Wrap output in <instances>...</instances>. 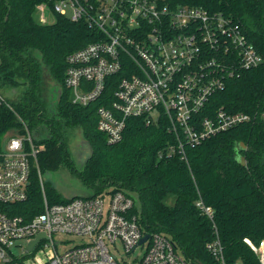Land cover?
Returning a JSON list of instances; mask_svg holds the SVG:
<instances>
[{
  "label": "built area",
  "instance_id": "built-area-1",
  "mask_svg": "<svg viewBox=\"0 0 264 264\" xmlns=\"http://www.w3.org/2000/svg\"><path fill=\"white\" fill-rule=\"evenodd\" d=\"M48 12L84 21L99 32L97 40L67 55L65 85L73 103L102 101L97 128L109 142L123 137L131 117L147 124L166 119L176 136L166 153L188 161V146L240 124L264 122V109L210 107L211 97L229 79L264 65L242 26L223 13L170 0H56L53 7L37 6L41 23H50ZM1 100L6 99L0 92ZM44 148L27 128L0 149V264H193L168 235L146 230L128 190L108 186L64 202H49L44 193L42 211L19 212L17 204L30 195L33 161ZM196 204L214 220L212 206L202 198ZM42 232L45 236L28 251ZM67 233L84 240L66 246L59 235ZM22 239L26 243L18 244ZM245 241L264 264V238ZM119 245L122 255L114 249ZM207 248L228 264L218 234Z\"/></svg>",
  "mask_w": 264,
  "mask_h": 264
},
{
  "label": "trees",
  "instance_id": "trees-1",
  "mask_svg": "<svg viewBox=\"0 0 264 264\" xmlns=\"http://www.w3.org/2000/svg\"><path fill=\"white\" fill-rule=\"evenodd\" d=\"M55 1L0 0V92L19 89L12 99L0 101V149L7 132L17 128L21 133L28 128L36 143L45 144L33 161L30 195L17 204L19 212L42 211L41 183L49 202L93 196L114 186L137 193L134 210L142 225L148 232L168 235L193 264H221L207 248L217 234L228 264H261L245 238L255 243L264 238V122L240 124L188 146V161L166 153L176 142L166 119L147 124L142 117H131L123 137L109 142L97 128L102 101L73 103L65 85L67 55L97 40L99 32L59 13L50 23L34 18L39 4L53 7ZM171 2L203 6L232 18L264 56V0ZM46 71L53 79L50 87ZM220 106L263 110L264 65L229 79L210 99V107ZM70 126L82 128L93 151L78 160V169L64 133ZM238 154L245 156V165ZM63 167L74 170L89 190L65 196L51 178ZM199 198L213 207L214 220L197 206Z\"/></svg>",
  "mask_w": 264,
  "mask_h": 264
},
{
  "label": "rangeland",
  "instance_id": "rangeland-1",
  "mask_svg": "<svg viewBox=\"0 0 264 264\" xmlns=\"http://www.w3.org/2000/svg\"><path fill=\"white\" fill-rule=\"evenodd\" d=\"M47 15H48L49 22H54L56 20V14L55 13L48 12ZM34 18L36 20H38V18H39L38 13L34 14ZM44 75H45V79L47 81V85H48V87H50V85L52 84V81H53V79L50 75V72L46 71ZM9 91L10 90L5 91L4 89H1V94L5 97V99L6 98L12 99L14 97L15 94L11 93ZM64 133L66 134L65 138L68 140V145H69L70 150L73 153V157L75 158V160H76V158L81 160L83 158V156H85V153H86L85 149L87 146L86 145L87 143L84 140L85 138L83 137L82 128L70 126L69 130L67 132H64ZM15 134H23V133L20 132L19 128L9 130L3 138L1 150L6 149L8 141ZM78 159H77V163H76L77 169L81 166V163H80V161H78ZM51 178H53V180L55 181L58 189L67 197H71L77 193H84V192H87L89 190L88 186L85 185L81 181L79 175L74 170H70L67 167H63L59 171L53 173ZM41 185L43 188V192L45 193L43 183H41ZM134 196L136 198L137 193H135ZM170 201L172 202V200H170ZM59 236H62L64 239H66L68 241L67 245L65 244L66 246H72V245L76 244L77 242H81L84 240V237H82V236H78V235H74V234H68V233L67 234H61ZM25 243H26L25 239H22L18 242V244H23V245ZM114 249L118 254H120V255L123 254L121 245L115 247ZM13 250H14V252H16L18 254L22 251V249L18 246L14 247Z\"/></svg>",
  "mask_w": 264,
  "mask_h": 264
},
{
  "label": "water",
  "instance_id": "water-1",
  "mask_svg": "<svg viewBox=\"0 0 264 264\" xmlns=\"http://www.w3.org/2000/svg\"><path fill=\"white\" fill-rule=\"evenodd\" d=\"M58 94H59V95H58V98H60V94H61V90H60V89H59V93H58ZM86 143H87V144H86L87 146H86V149H85V152H86L85 155L93 152V151H92V147H91V145H90L87 141H86ZM84 144H85V143H84ZM240 146H241L242 148H245V147H246L245 144H244L243 142L240 143ZM237 160H238L241 164H243V165L246 164V158H245L244 155L238 154V155H237ZM43 236H45V233H44V232L40 233V234L38 235L37 238L31 240V241L29 242V244H28V248H27V250H28V251L33 250L34 245H35V244L39 241V239H40L41 237H43ZM149 236H150V234L147 233V234L141 239V242L145 241Z\"/></svg>",
  "mask_w": 264,
  "mask_h": 264
},
{
  "label": "crops",
  "instance_id": "crops-1",
  "mask_svg": "<svg viewBox=\"0 0 264 264\" xmlns=\"http://www.w3.org/2000/svg\"><path fill=\"white\" fill-rule=\"evenodd\" d=\"M9 92L16 94L18 92V89L10 90Z\"/></svg>",
  "mask_w": 264,
  "mask_h": 264
},
{
  "label": "flooded vegetation",
  "instance_id": "flooded-vegetation-1",
  "mask_svg": "<svg viewBox=\"0 0 264 264\" xmlns=\"http://www.w3.org/2000/svg\"><path fill=\"white\" fill-rule=\"evenodd\" d=\"M78 159V158H77ZM79 160V159H78Z\"/></svg>",
  "mask_w": 264,
  "mask_h": 264
}]
</instances>
